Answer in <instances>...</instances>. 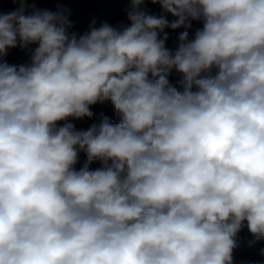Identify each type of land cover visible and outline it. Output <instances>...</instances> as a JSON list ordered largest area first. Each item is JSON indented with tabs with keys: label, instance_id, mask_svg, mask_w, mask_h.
Returning <instances> with one entry per match:
<instances>
[{
	"label": "clouds",
	"instance_id": "obj_1",
	"mask_svg": "<svg viewBox=\"0 0 264 264\" xmlns=\"http://www.w3.org/2000/svg\"><path fill=\"white\" fill-rule=\"evenodd\" d=\"M12 2L0 13V264H233L244 228L264 241V0H129L130 26L93 21L82 35L69 9ZM182 27L170 50L164 30ZM33 44L30 63L4 61ZM104 102L118 122H68Z\"/></svg>",
	"mask_w": 264,
	"mask_h": 264
},
{
	"label": "water",
	"instance_id": "obj_2",
	"mask_svg": "<svg viewBox=\"0 0 264 264\" xmlns=\"http://www.w3.org/2000/svg\"><path fill=\"white\" fill-rule=\"evenodd\" d=\"M32 5L36 9H47L52 12H56L59 9H69L71 21L73 27L69 29L70 32H75L78 35H82L90 30L95 21V27H100L102 23H108L114 28L121 29L123 27L130 26V21L127 18V9L130 7L129 0H28V12L32 10ZM20 5L13 3L12 0H0V13H8L18 9ZM142 8L149 14L161 15L162 9L159 4H153L146 2L142 5ZM169 22H172L175 17L171 14H165ZM191 28L187 29L189 33V39L194 38L195 31L202 28V22L192 21ZM168 35L166 41V47L170 50H175L178 46V37L185 31V29L179 28L172 30L166 28L164 30ZM163 33H161V37ZM37 45H29L28 49H21L19 47L9 49L8 55L3 59L9 65H22L30 63V52L34 51ZM181 79V75L173 71L169 76V81L172 85L178 86V81ZM93 112L92 118H83L80 120L69 119L68 122L73 123L76 130H87L93 124L100 122L101 114L109 117L114 122H118V117L115 115L113 106L110 102L97 103L91 106L90 109ZM64 122H58V126H62ZM86 161V155L80 153L78 163L75 165L76 169L79 170ZM101 167L99 161H95L90 165L92 170ZM253 240L251 234L244 228L238 234L239 246L234 250L233 253V264H264V255H261V249H264V241L250 244Z\"/></svg>",
	"mask_w": 264,
	"mask_h": 264
}]
</instances>
